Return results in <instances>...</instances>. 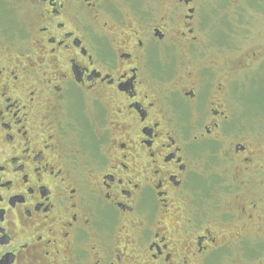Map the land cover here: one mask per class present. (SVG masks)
Here are the masks:
<instances>
[{
  "label": "flooded vegetation",
  "instance_id": "obj_1",
  "mask_svg": "<svg viewBox=\"0 0 264 264\" xmlns=\"http://www.w3.org/2000/svg\"><path fill=\"white\" fill-rule=\"evenodd\" d=\"M122 1L0 3V264H204L264 226V147L203 64L204 0L153 23Z\"/></svg>",
  "mask_w": 264,
  "mask_h": 264
},
{
  "label": "rangeland",
  "instance_id": "obj_2",
  "mask_svg": "<svg viewBox=\"0 0 264 264\" xmlns=\"http://www.w3.org/2000/svg\"><path fill=\"white\" fill-rule=\"evenodd\" d=\"M26 2L0 0L4 19L15 7L20 8L17 16H22ZM160 2L123 0L119 5L153 23L164 15ZM204 5L200 48L203 64L211 67L210 81L226 84L228 108L236 111V127L256 136V143L264 147V0H204ZM198 181L204 197L206 182L202 178ZM246 236L223 246L204 264H264V226L251 228Z\"/></svg>",
  "mask_w": 264,
  "mask_h": 264
}]
</instances>
